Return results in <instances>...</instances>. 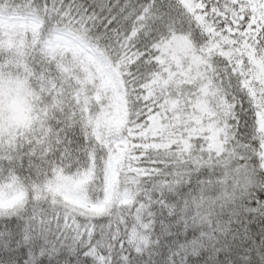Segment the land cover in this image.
<instances>
[{
  "label": "snow or ice",
  "instance_id": "snow-or-ice-1",
  "mask_svg": "<svg viewBox=\"0 0 264 264\" xmlns=\"http://www.w3.org/2000/svg\"><path fill=\"white\" fill-rule=\"evenodd\" d=\"M0 264H264V0H0Z\"/></svg>",
  "mask_w": 264,
  "mask_h": 264
}]
</instances>
